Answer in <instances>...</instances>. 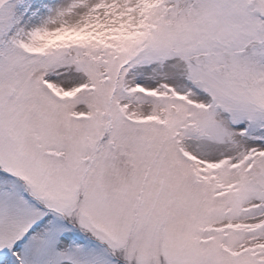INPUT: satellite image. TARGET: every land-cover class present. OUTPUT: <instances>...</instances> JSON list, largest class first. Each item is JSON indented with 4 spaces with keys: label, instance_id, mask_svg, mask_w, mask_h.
Returning a JSON list of instances; mask_svg holds the SVG:
<instances>
[{
    "label": "snow or ice",
    "instance_id": "snow-or-ice-1",
    "mask_svg": "<svg viewBox=\"0 0 264 264\" xmlns=\"http://www.w3.org/2000/svg\"><path fill=\"white\" fill-rule=\"evenodd\" d=\"M0 264H264V0H0Z\"/></svg>",
    "mask_w": 264,
    "mask_h": 264
}]
</instances>
